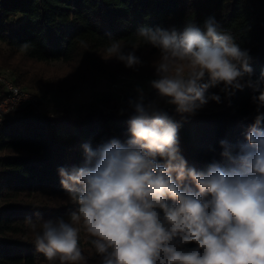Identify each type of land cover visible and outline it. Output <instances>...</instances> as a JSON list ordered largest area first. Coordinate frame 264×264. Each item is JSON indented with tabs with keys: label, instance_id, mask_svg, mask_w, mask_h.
Segmentation results:
<instances>
[{
	"label": "clouds",
	"instance_id": "9594fccd",
	"mask_svg": "<svg viewBox=\"0 0 264 264\" xmlns=\"http://www.w3.org/2000/svg\"><path fill=\"white\" fill-rule=\"evenodd\" d=\"M204 29L190 24L179 34L137 30L161 53L151 87L182 115H194L209 101L222 103L219 94L206 95L210 87L222 85L220 92L230 98L253 86L245 82L253 73L248 51L220 31L214 18ZM134 49L125 52L113 41L107 52L135 69L142 61ZM254 90L257 115L247 143L233 154L220 141L221 156L234 166L214 162L198 171L180 153V124L155 102L146 104L137 89L139 96L129 101V138H112L95 149L85 143L84 166L58 169L78 208L70 222L38 225L29 218L37 249L60 264L84 261L75 226L82 223L102 264H264V89ZM188 244L195 247L185 249Z\"/></svg>",
	"mask_w": 264,
	"mask_h": 264
},
{
	"label": "trees",
	"instance_id": "16d2710c",
	"mask_svg": "<svg viewBox=\"0 0 264 264\" xmlns=\"http://www.w3.org/2000/svg\"><path fill=\"white\" fill-rule=\"evenodd\" d=\"M208 18H214L220 31L248 51L253 73L245 82L250 80L253 86L237 90L230 98L220 92L222 85L210 87L206 95L221 96L218 111L166 113L180 124V153L189 167L204 171L214 162L232 167L221 156L220 141L233 154L247 143L246 134L255 119L251 110L257 107L252 97L259 94L254 87L264 89V0H0V66L19 56L32 63L66 65L74 70L71 79L77 80L80 74L86 79L100 69L101 58L110 57L107 49L113 41L125 52L135 48L137 55L161 56L158 48L137 36L138 29L179 34L191 24L205 30ZM16 78L17 84L40 93L42 99L51 93H66L68 99L72 89L63 81L41 85L19 73ZM99 102L107 107L116 104L117 98L107 95ZM131 114L123 109L104 113L90 105L77 118L65 111L29 110L5 121L0 136V264H57L37 249L29 218L38 225L60 218L70 222L78 205L62 187L58 169L84 166L85 143L95 149L112 138L127 140ZM75 226L80 229L78 246L82 248L84 233L80 224Z\"/></svg>",
	"mask_w": 264,
	"mask_h": 264
},
{
	"label": "rangeland",
	"instance_id": "374dc122",
	"mask_svg": "<svg viewBox=\"0 0 264 264\" xmlns=\"http://www.w3.org/2000/svg\"><path fill=\"white\" fill-rule=\"evenodd\" d=\"M17 19L21 22L24 21V16L18 15ZM2 50L6 52L4 47ZM5 52H1L6 54ZM138 56L142 63L135 69L127 68L123 62L118 61L115 58L103 57L100 59V69L95 71L84 79L81 74L78 75V79H71V75L74 73L73 69L63 64H38L32 63L22 59L19 56H14L7 62L9 65L0 66V71L3 69H9L15 80L16 74H22L26 79H32L36 83L43 85L45 82L50 81L54 83L65 82L66 87H70V94L67 99L66 93H51L46 98L47 103L44 105V109L48 107H56L63 102H74L79 107L75 112V117L83 116L86 109L93 105L104 113H112L118 109H123L126 112H131L132 109L129 107V102L125 104L124 100L129 97L130 100H134L139 96L137 89L143 91L145 101L146 97L149 102H155L160 109L163 111H176V106L166 102L165 98H161L156 89L151 87L150 81L157 79L156 67L160 61V56H152L148 54H135ZM1 58V56H0ZM185 72L188 71L186 65H179ZM122 70H125L121 72ZM139 72V73H138ZM143 72V73H140ZM110 73L114 77L109 79L104 74ZM154 76V78L150 77ZM71 79V81H69ZM21 88L26 89L30 92L37 94L41 97L40 93L31 90L30 88L20 84ZM152 91V92H151ZM149 94V95H148ZM113 95L117 98L116 104L112 103L109 106L100 104L99 100L103 99L104 96ZM129 101V100H128ZM220 110L219 104L216 102L209 101L207 105L198 109L196 112H209ZM47 113V112H40ZM50 113L57 114V110H50ZM253 116L257 115L255 108L251 110ZM81 229L84 233L83 247L80 248L82 255L85 257L84 261H79L77 264H102L103 257L97 254L95 247L90 245L88 239H93L88 235L82 223H80ZM57 264H60L59 260H56Z\"/></svg>",
	"mask_w": 264,
	"mask_h": 264
},
{
	"label": "built area",
	"instance_id": "2783aa9c",
	"mask_svg": "<svg viewBox=\"0 0 264 264\" xmlns=\"http://www.w3.org/2000/svg\"><path fill=\"white\" fill-rule=\"evenodd\" d=\"M47 103L37 94L23 89L15 81L9 69L0 71V136L3 125L12 115L23 113L29 110L37 112H50V110L65 111L71 117H75V112L79 107L74 102H63L56 107L44 109Z\"/></svg>",
	"mask_w": 264,
	"mask_h": 264
}]
</instances>
